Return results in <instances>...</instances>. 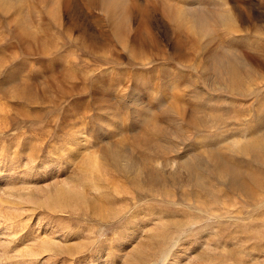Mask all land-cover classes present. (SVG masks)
<instances>
[{
  "label": "rangeland",
  "instance_id": "374dc122",
  "mask_svg": "<svg viewBox=\"0 0 264 264\" xmlns=\"http://www.w3.org/2000/svg\"><path fill=\"white\" fill-rule=\"evenodd\" d=\"M127 1L129 24L115 31L99 0H69L68 10L66 0H59L62 24L50 18L49 0H26L23 10L13 7L8 14L0 10L3 215L24 218L32 209L24 199L43 197L41 189L89 191V164L108 181H101V194L88 193L95 210L89 203L62 213L38 207L16 236L11 233L18 228L6 229L0 219V264H127L135 250L149 256L150 264H168L173 252L177 264H264V153L240 149L264 125V0ZM165 3L167 9L221 12L232 17V25L217 24L212 35L195 42L184 33L185 43L178 44L176 27L161 10ZM138 8L146 10V24L139 23ZM21 18L30 35L26 51L15 33ZM70 19L92 50L74 40L79 33L71 38L63 28L73 26ZM136 26L144 37L150 34L144 54L164 58L140 62L144 54L129 40ZM44 43L55 48L37 52ZM225 51L247 63L234 87L212 69ZM72 86L75 91L64 95ZM54 150L43 171L41 163ZM210 151L251 171L258 182L247 180L243 188L215 172L197 185L178 167ZM126 156L132 167L124 165ZM135 159L150 177L137 173ZM44 241L47 251L29 253L30 245L42 251ZM53 251L58 254L50 256Z\"/></svg>",
  "mask_w": 264,
  "mask_h": 264
},
{
  "label": "bare ground",
  "instance_id": "6f19581e",
  "mask_svg": "<svg viewBox=\"0 0 264 264\" xmlns=\"http://www.w3.org/2000/svg\"><path fill=\"white\" fill-rule=\"evenodd\" d=\"M25 1L26 0H0V10L2 11V13H5V14L6 13L8 14L9 11L13 7H15L16 10L17 9L18 10H21V9L23 10V8L25 6L24 5ZM37 1L39 3L40 2L42 3L43 0H37ZM68 2H69V0H66V3H65V6L67 7L66 8L67 10L69 9ZM99 3H100V6H101L102 10H104L108 14L109 18L113 22L116 23L115 26L116 25L117 26L113 29L114 31L119 26L122 27V25L126 26V25L129 24L130 10H129V6H128V1L127 0H99ZM165 4L162 5L161 10H162V13L165 14V17L167 18V20L171 21V23L172 22L174 23V25L176 27V30H177L176 41H177L178 44H181L182 43L181 39L183 40V38L186 37V36H184V33H186V34L189 33L193 38H195V40H194V42H195L196 38L202 39V38H204L206 36L212 35L213 32H214V28L216 27L217 24H223V27H224V25H228V24L230 25L232 23V17L231 16H225L221 12L208 11V10H205V9H202V8L201 9L200 8L199 9L198 8L189 9V8H182V7H174V8L168 7V9H167L166 8L167 4L166 5ZM59 6H60L59 0H49V2H48V8H49L48 14H49L50 18L53 19V20H55V18L57 16L58 21H60V24H62V21H61L62 15L60 14L61 11H60ZM62 6H64V5H61V7ZM137 7H139V6H137ZM163 7L165 8V10H164ZM66 9H65V11H66ZM138 9L141 12L140 13L141 20H139V23H145L146 24L148 22L147 14L145 13L146 10H143L141 8H138ZM68 16H69V14H68ZM69 18H70V16H69ZM25 21L26 20H24V18L16 20V22H17V30H16L15 33H17L16 35L20 39V42L22 43V48L25 49V51H26V49L28 47H25V45L27 46L26 41H27V38L30 35H29V32H27V26L28 25L26 24ZM67 21H69V20H67ZM70 21L73 24V26L72 27L71 26H66L65 25L66 23H65L63 25V28L67 32L70 33L71 38H72V33H75V32L79 33L78 37H76V38L74 37V40L79 42V43H80V41L83 42V43H80L82 46L84 45L88 50H92V49H90L89 43H87V41H85L86 40L85 34H82V33L80 34L79 30H81V28L77 27L76 22H74L73 19H70ZM139 25H141V24H139ZM229 25H228V28H229ZM231 25H230V27H231ZM60 26L62 27V25H60ZM131 28H133V29H132L131 34H130L131 36H129V38H130L129 40L132 41L133 43H136V50L138 52H143V54L148 52L149 51L148 49H147V51L145 50V47L148 46V45L146 46L145 43H146V37L149 36L150 34H148L146 37H144L142 32L139 30V27L136 26L135 28L134 27H131ZM119 30H121V29H119ZM128 31H130V27L128 28ZM127 35H128V33H127ZM127 35H125V36H127ZM183 42L185 43L184 40H183ZM127 45H129V44H127ZM53 48H55V47L54 46L49 47V46H46V44L43 45V46L40 45V46H38L39 50H37V52H40L41 54H46V53L50 52ZM155 48H157V47H155ZM152 52L153 51L151 50V53ZM174 55H176V54H174ZM177 55H178V53H177ZM158 57L164 58L165 56H161V54L159 56V55H157L155 53L154 54H149L148 53V55L144 54V57H143V59L142 58L140 59V62L141 63L149 62V60L151 58H158ZM243 60L244 59H242L237 53L231 52V51H225V52L221 53L218 57H216V59L212 62V69L217 74V78H218L219 81L229 85L230 87H234V86H236V84L239 81L243 80V76L242 75H243L244 72L242 70L246 69L245 65L247 64ZM70 68H71V66H70ZM65 75H67V74H62L60 76H65ZM74 91H75V88L73 86L72 87H67L64 90V95L65 94H70L71 95ZM136 107L137 106L134 104V106L132 108H136ZM0 111H2V110H0ZM153 126L156 129L158 128V126H156V125H153ZM256 134H259V135H257L254 140L252 139L249 142H247V144H245L243 146H240V149H242V151H244V152L256 151L257 154L259 152H263L264 153V125H262L260 127V129H258ZM147 142L148 141H146V143ZM29 153H30V151H29ZM54 153H55V150L51 151L50 153H48L45 162L41 163L40 167L42 168L43 171L46 170V168L49 165L50 161L54 157V156H52ZM109 156L110 155H108V157ZM111 158L114 160L115 164L118 167L121 166L116 161L117 157L112 155ZM121 158H123L124 165H126L127 167H132L134 165L133 161L130 159V156L121 157ZM108 159H106V160H108ZM132 159H134V158H132ZM146 159H147V157H146ZM118 161H119V158H118ZM144 162H146V160ZM135 163H136V171H137L138 174H140L142 172H143L144 176L150 174L147 171H144L145 168L144 169L141 168L143 166V165L141 166V163H143L142 160H140V159L138 161L136 160ZM144 164H146V163H144ZM178 167L183 168L185 170V172H187L188 176L197 185H204L205 184V178L209 177V176L210 177L214 176L215 172H217L220 177L228 179L231 184H233L235 186H240V187H243V188H244V185L246 184L247 180H252L253 182H256V181L258 182V178L256 176H254V174L251 171H248V170L245 171L240 166H236V165H234V164H232L230 162L224 161V158L221 156V154L218 151H210V153H208L207 156L202 153V154H196V155H194L191 158H185L181 162V164H178ZM88 168H89L87 170L88 172L86 173V176H87L86 182H88L89 185L91 186L89 191H83V189L80 190V189H77V188L69 187L67 185H61V186H59V187H57V188H55L53 190H51V189L42 190L41 189L42 192H45V191L47 192L46 195H44L43 197L36 198V197H33L32 195L29 196L30 195L29 194L28 197L24 199L27 202L26 203L27 206H28V203H29V205L32 208V209H26V213H25L24 218H21L20 214H18V213H16V215L14 216L11 213V211H9L7 213V215H6V217H5L3 215V212L0 209V219L3 220V218H4V220H5V222L7 223V226H8V227H6V229H10V228H13L14 226H16L18 228V230H16L15 232L11 233L12 236H16V234L18 232H21L27 225H29L31 217L33 216V210L38 208V207H43V208L49 210V212H61L62 213L64 211L66 212V211H70V210L71 211H75L80 206H83L86 203H89L91 205L92 209L95 210L97 208L96 206H98V204L96 203L95 198L93 197V195L90 196L88 193L92 194L94 192H98L99 194H101V191L104 190V188L102 186L103 184H101L102 183L101 181H105V180L107 181V177L103 176V175L102 176L95 175L93 173V169H94V171L97 170V166H95L94 163L93 164H89ZM148 177H150V176L148 175ZM23 206H24V204H23ZM16 210H18V209H16ZM41 217H42V215H41ZM41 219L42 218H40V216L37 218V224L40 223ZM18 221H19V223H18ZM43 221H45V220L43 219ZM31 232H32V230H31ZM22 233H23V231H22ZM22 237H24V235ZM123 237L124 238L122 239V241L120 243H123L126 240V235H123ZM18 239H20V238H18ZM36 239L37 238H33V241L36 240ZM116 240H117V238H116ZM34 244H36V243H34ZM45 244H46L45 241L42 242V244H41L42 251H39V252L33 251V247L35 245L34 246H32V245L28 246L29 247L28 248L29 253L31 255H33V256H39L44 251L48 250L45 247ZM75 244H77V243H75ZM179 245H180L179 246V250H181V247L183 248L182 242H180ZM185 249H183V251ZM79 250H80V248H79ZM79 250H77V251H79ZM57 254H58L57 252L53 251V252H51L50 256H55ZM126 257H127V260H126L127 264H150L151 263V260H150L149 256L142 255L141 253L137 252L136 250H135L134 253L129 254V257H128V255ZM177 259H178V254L176 252H173L171 254V258H170L168 264H177ZM152 264H156V263L152 262Z\"/></svg>",
  "mask_w": 264,
  "mask_h": 264
}]
</instances>
